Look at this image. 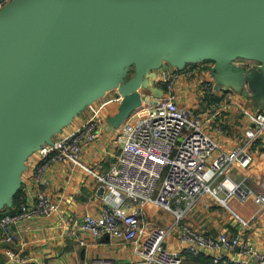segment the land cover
Here are the masks:
<instances>
[{
  "label": "water",
  "instance_id": "obj_1",
  "mask_svg": "<svg viewBox=\"0 0 264 264\" xmlns=\"http://www.w3.org/2000/svg\"><path fill=\"white\" fill-rule=\"evenodd\" d=\"M237 56L264 62V0L10 2L0 11V207L24 159L105 91L128 94L129 108L162 62Z\"/></svg>",
  "mask_w": 264,
  "mask_h": 264
},
{
  "label": "built area",
  "instance_id": "obj_2",
  "mask_svg": "<svg viewBox=\"0 0 264 264\" xmlns=\"http://www.w3.org/2000/svg\"><path fill=\"white\" fill-rule=\"evenodd\" d=\"M12 1L0 0V11ZM195 72L192 65L174 67L164 79L165 96L144 107L145 113L131 124L113 164L105 171H95L81 160L83 143L99 137L96 112L75 132L43 144L38 149L39 161L34 171L36 189L30 198L19 193L12 210L0 216V244L17 243L22 223L57 210V203L44 189V170L51 163L68 161L93 176L102 189L103 208L96 214H84L80 229L93 236L107 234L132 242L140 264H183L184 255L208 256L214 263L264 264V252L239 233L206 235L184 222L188 211L205 196L226 208L242 226H248L249 220L229 205L231 197L241 202L251 199L264 209V193L253 189L245 176L235 181L230 175L235 167L245 168L252 162L251 148L264 132V112L242 109L250 121L243 143L223 150L204 130L202 119L176 102L174 81L182 75L193 77ZM202 86L211 87L207 82ZM214 128L222 130L220 126ZM148 204L168 211L170 224L145 228L141 218ZM174 228L180 232V250H168L163 245ZM79 242L83 244L84 240ZM8 254L13 253L8 250ZM21 262L47 264L42 259L31 262L24 258ZM89 264L135 263L94 258Z\"/></svg>",
  "mask_w": 264,
  "mask_h": 264
},
{
  "label": "crops",
  "instance_id": "obj_3",
  "mask_svg": "<svg viewBox=\"0 0 264 264\" xmlns=\"http://www.w3.org/2000/svg\"><path fill=\"white\" fill-rule=\"evenodd\" d=\"M216 63L217 60L213 57L185 61V65L194 66L196 72L193 77L182 75L176 79L173 90L177 104L191 115L199 116L204 130L218 142L220 148L229 150L243 143L244 130L250 126L242 109L264 112V62L237 56L221 61L220 65ZM174 67L173 61L167 60L144 73L142 85L136 90L138 104L126 107L128 94L117 88L109 89L80 109L51 138L75 132L96 112L99 118V137L93 142L83 143L81 160L95 171H105L113 164L131 124L145 113V106L141 107L145 100L141 96L145 95L150 104H155L157 99L164 97V79L171 75ZM133 75L131 66L126 79ZM205 82L211 86L209 89L203 88ZM214 125L220 126L222 130H216ZM251 150L252 162L245 168L235 167L230 175L235 181L245 176L253 189L264 193V132ZM38 161V149L24 159L18 177V194L24 193L29 198L32 197L36 189L34 171ZM44 178L47 180L44 189L57 203V210L49 216L36 217L22 223L17 243L0 244V264H23L21 260L24 258L31 262L42 259L47 264H89L94 258L140 264L132 242L115 239L107 234L93 236L80 229L84 214H96L104 205L102 189L98 188L93 176L80 167L72 166L68 161H58L45 167ZM4 205L13 208V198L9 205ZM229 205L249 220L248 226H242L226 208L207 196L194 204L184 222L206 235L239 233L264 252V209L251 199L241 202L236 197L229 199ZM171 218L168 211L148 204L141 224L145 228L151 225H168ZM179 234L176 228L170 231L163 243L164 248L180 250L183 243ZM79 239H83L84 243L81 244ZM8 250L13 254L9 255ZM183 264L231 263H214L204 255H184Z\"/></svg>",
  "mask_w": 264,
  "mask_h": 264
},
{
  "label": "trees",
  "instance_id": "obj_4",
  "mask_svg": "<svg viewBox=\"0 0 264 264\" xmlns=\"http://www.w3.org/2000/svg\"><path fill=\"white\" fill-rule=\"evenodd\" d=\"M17 195H18V190L15 192L14 196L12 197L13 198V203H15V205L17 203ZM11 210H12L11 207H7L6 205L1 206L0 207V216L2 214H4L5 212H9Z\"/></svg>",
  "mask_w": 264,
  "mask_h": 264
},
{
  "label": "rangeland",
  "instance_id": "obj_5",
  "mask_svg": "<svg viewBox=\"0 0 264 264\" xmlns=\"http://www.w3.org/2000/svg\"><path fill=\"white\" fill-rule=\"evenodd\" d=\"M148 104L151 105L148 101H145V103L142 104L141 107L148 106ZM215 126H218V125H214V127H215Z\"/></svg>",
  "mask_w": 264,
  "mask_h": 264
}]
</instances>
